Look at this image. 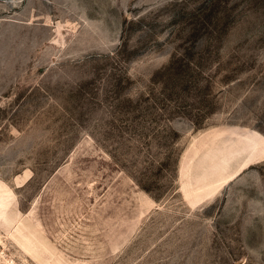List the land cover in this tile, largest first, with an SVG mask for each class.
<instances>
[{
	"label": "rangeland",
	"instance_id": "1",
	"mask_svg": "<svg viewBox=\"0 0 264 264\" xmlns=\"http://www.w3.org/2000/svg\"><path fill=\"white\" fill-rule=\"evenodd\" d=\"M0 264H264V0H0Z\"/></svg>",
	"mask_w": 264,
	"mask_h": 264
}]
</instances>
